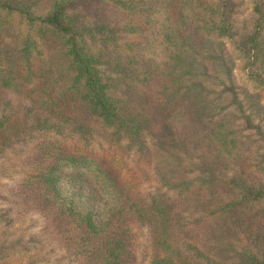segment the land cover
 Here are the masks:
<instances>
[{"label": "trees", "instance_id": "trees-1", "mask_svg": "<svg viewBox=\"0 0 264 264\" xmlns=\"http://www.w3.org/2000/svg\"><path fill=\"white\" fill-rule=\"evenodd\" d=\"M241 5L0 0V264H264V103L220 60L264 90ZM86 171L104 204L66 193Z\"/></svg>", "mask_w": 264, "mask_h": 264}, {"label": "rangeland", "instance_id": "rangeland-1", "mask_svg": "<svg viewBox=\"0 0 264 264\" xmlns=\"http://www.w3.org/2000/svg\"><path fill=\"white\" fill-rule=\"evenodd\" d=\"M243 5L239 6L238 8V13H237V20L238 24L242 26L245 22L250 23V18L251 14L247 10L248 8L251 7L252 5V0H242ZM224 42V47L226 46L228 50H225V53H223V57L220 59L221 60V66L225 67L227 69H230L231 67L233 68V73L235 74V80L234 83L236 85L235 88L238 89V86L245 87L246 93H244L243 96H249V93H255V99L264 103V90L261 88H256L254 83L249 80L248 78V60L239 52H235L233 47L230 44V41L228 39H223ZM218 43H221L220 41ZM223 70V74L225 75L224 69L220 68ZM216 77V76H215ZM229 82V78L228 81ZM230 84V83H229ZM231 84L229 85V88H231ZM213 88L215 89V92L213 93V96H216L219 100L217 101L219 105H226L231 108L230 102L231 98L229 96V93H227L228 89L225 88L223 82H213ZM223 158V157H221ZM218 159V158H217ZM227 160V159H225ZM231 163V159L228 158ZM85 170V169H84ZM227 173H231L229 170H224ZM86 178L85 179H79L76 181H69L64 184L66 188V193L68 194H73L74 191L77 192L80 197V192L83 195V199L87 201L88 199L91 198L92 204L95 206L104 204L101 202V198L105 197H110L109 191L103 189V186L96 180V177L91 173L86 171ZM99 186V187H96Z\"/></svg>", "mask_w": 264, "mask_h": 264}]
</instances>
